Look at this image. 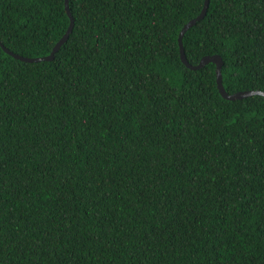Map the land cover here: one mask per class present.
<instances>
[{
  "label": "trees",
  "instance_id": "trees-1",
  "mask_svg": "<svg viewBox=\"0 0 264 264\" xmlns=\"http://www.w3.org/2000/svg\"><path fill=\"white\" fill-rule=\"evenodd\" d=\"M68 2L29 61L65 0H0V264H264V95L182 61L205 0ZM183 45L264 92V0Z\"/></svg>",
  "mask_w": 264,
  "mask_h": 264
},
{
  "label": "water",
  "instance_id": "water-1",
  "mask_svg": "<svg viewBox=\"0 0 264 264\" xmlns=\"http://www.w3.org/2000/svg\"><path fill=\"white\" fill-rule=\"evenodd\" d=\"M68 1L69 0H65L66 10H67V12H68V14L70 15V18H71V22H70L69 28L67 29V31L65 32L63 37L56 43V45L54 46L52 52L49 55L43 56V57H37V58H26V57H23L22 55L14 53L11 50H9L8 48L4 47L6 49V51H8L9 53L13 54L16 57L22 58L24 60H29V61H41V60L53 59L54 55H55V52L66 41V39L68 38V36H69L70 32L72 31L73 26H74V19H73V16L71 14V11L69 9V2ZM209 3H210V0H205L204 7H203L201 13L196 18H193L189 22H187L183 26L181 31H180L178 39H179V44H180V53H181L182 61L190 68H199V67L203 66L204 64H206L208 62H214L216 64V76H217L218 88H219L220 93L225 98L237 99V98H243V97L255 94V93L264 95V92L263 91H259V90L238 91V92H235V93H232V94L228 93L226 91L225 87H224V84H223V76H222L223 59H222V57L219 54L206 55V56L202 57L200 62L198 64H196V65H194V64H192V63H190L188 61L186 53H185V48H184V45H183V35H184V33L186 32V30L189 27L194 25L198 20L202 19L205 16V14L207 12V9H208V6H209Z\"/></svg>",
  "mask_w": 264,
  "mask_h": 264
}]
</instances>
